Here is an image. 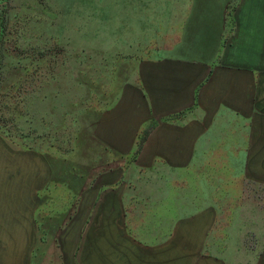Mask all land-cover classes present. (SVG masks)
<instances>
[{
  "label": "rangeland",
  "instance_id": "1",
  "mask_svg": "<svg viewBox=\"0 0 264 264\" xmlns=\"http://www.w3.org/2000/svg\"><path fill=\"white\" fill-rule=\"evenodd\" d=\"M167 1L0 0V264L104 263L101 196L147 190L151 177L102 143V118L134 59L163 42ZM213 174L177 213L216 201ZM228 178L206 246L223 264H264L260 229H231Z\"/></svg>",
  "mask_w": 264,
  "mask_h": 264
},
{
  "label": "crops",
  "instance_id": "2",
  "mask_svg": "<svg viewBox=\"0 0 264 264\" xmlns=\"http://www.w3.org/2000/svg\"><path fill=\"white\" fill-rule=\"evenodd\" d=\"M164 11L163 42L134 59L102 118V143L151 177L147 190L101 196L102 264H223L206 246L221 171L231 229L264 235V0H168ZM206 171L216 201L177 213Z\"/></svg>",
  "mask_w": 264,
  "mask_h": 264
}]
</instances>
